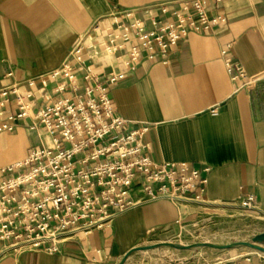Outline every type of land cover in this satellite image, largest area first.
<instances>
[{"label": "crops", "instance_id": "0c3cea01", "mask_svg": "<svg viewBox=\"0 0 264 264\" xmlns=\"http://www.w3.org/2000/svg\"><path fill=\"white\" fill-rule=\"evenodd\" d=\"M173 1L0 0V90L59 68L81 40L88 43L86 36L101 35L93 26L113 7ZM221 4L226 24L191 33L169 65L144 60L111 87L116 112L149 127L145 141L156 162L211 168L203 200H149L138 183L130 191L133 205L110 226L63 239L52 251L8 255L0 264H119L129 250L192 219L234 216L248 195L259 204L251 212L264 215V0ZM227 58L241 63L245 77L231 78ZM94 60L102 72L122 70L102 52ZM48 82L53 88L57 81ZM41 105L38 100L33 111ZM35 141L26 120L15 132L0 133V167L25 158Z\"/></svg>", "mask_w": 264, "mask_h": 264}, {"label": "built area", "instance_id": "2783aa9c", "mask_svg": "<svg viewBox=\"0 0 264 264\" xmlns=\"http://www.w3.org/2000/svg\"><path fill=\"white\" fill-rule=\"evenodd\" d=\"M221 3L113 7L93 26L101 41V35H88V43L81 40L59 68L0 90V133H13L26 120L36 138L25 158L0 167V260L43 246L52 251L63 239L110 226L133 205L130 191L138 183L149 200H203L211 168L156 162L145 141L149 127L116 112L111 87L144 60L169 65L191 33L226 24ZM100 52L122 70H99L94 55ZM225 66L232 79L245 77L240 62L227 58ZM48 78L57 81L53 88ZM38 100L42 105L33 111ZM239 206L259 210L254 195L241 198Z\"/></svg>", "mask_w": 264, "mask_h": 264}, {"label": "rangeland", "instance_id": "374dc122", "mask_svg": "<svg viewBox=\"0 0 264 264\" xmlns=\"http://www.w3.org/2000/svg\"><path fill=\"white\" fill-rule=\"evenodd\" d=\"M220 219L195 218L178 225L145 241L141 247L151 248L132 253L125 264H171L164 256L180 260L182 264H264V257L258 254L241 253L242 247L253 248L238 244H252L256 235L264 233V215L239 210L232 217ZM174 245L190 248L178 249ZM226 245L229 247H216Z\"/></svg>", "mask_w": 264, "mask_h": 264}, {"label": "water", "instance_id": "95a60500", "mask_svg": "<svg viewBox=\"0 0 264 264\" xmlns=\"http://www.w3.org/2000/svg\"><path fill=\"white\" fill-rule=\"evenodd\" d=\"M253 243L250 244V243H238V244H242V245H246V246H249L250 248H253V249H257V250H260V251H263L264 252V247L261 246V244H264V233H261V234H258L256 235L254 238H253ZM175 248H178V249H189L190 246H175ZM216 247H220V248H228L229 245H226V246H216ZM151 246L149 247H141V246H138V247H135L131 250H129L125 255L124 257L122 258V260L120 261L119 264H125V262L127 261V259L130 257V255L134 252H137V251H141V250H147V249H150ZM164 259L171 263V264H182V262L180 260H177V259H172L171 257L169 256H164Z\"/></svg>", "mask_w": 264, "mask_h": 264}, {"label": "bare ground", "instance_id": "6f19581e", "mask_svg": "<svg viewBox=\"0 0 264 264\" xmlns=\"http://www.w3.org/2000/svg\"><path fill=\"white\" fill-rule=\"evenodd\" d=\"M204 244H206V243H204ZM200 248H203V247H200ZM166 252H168V248H166ZM251 252L254 253V254H258V255L264 257V252L263 251H260V250H257V249L248 250V249H246V247H242L241 253H245L244 256L252 254Z\"/></svg>", "mask_w": 264, "mask_h": 264}]
</instances>
